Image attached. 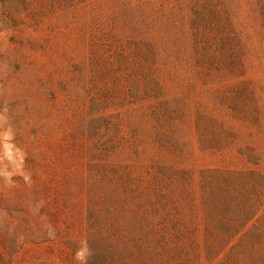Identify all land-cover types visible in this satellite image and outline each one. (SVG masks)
<instances>
[{
    "label": "rangeland",
    "instance_id": "obj_1",
    "mask_svg": "<svg viewBox=\"0 0 264 264\" xmlns=\"http://www.w3.org/2000/svg\"><path fill=\"white\" fill-rule=\"evenodd\" d=\"M0 264H264V0H0Z\"/></svg>",
    "mask_w": 264,
    "mask_h": 264
}]
</instances>
